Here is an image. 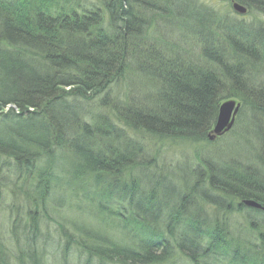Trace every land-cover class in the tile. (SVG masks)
<instances>
[{
  "label": "trees",
  "instance_id": "obj_1",
  "mask_svg": "<svg viewBox=\"0 0 264 264\" xmlns=\"http://www.w3.org/2000/svg\"><path fill=\"white\" fill-rule=\"evenodd\" d=\"M222 1L0 0V264H45V221L57 264H264V23ZM230 98L247 155L166 158Z\"/></svg>",
  "mask_w": 264,
  "mask_h": 264
},
{
  "label": "rangeland",
  "instance_id": "obj_2",
  "mask_svg": "<svg viewBox=\"0 0 264 264\" xmlns=\"http://www.w3.org/2000/svg\"><path fill=\"white\" fill-rule=\"evenodd\" d=\"M234 2L243 5L244 7L247 8V13L242 15L238 13L237 11H234L233 4ZM217 6L221 8V10H225L226 13H231L232 15L238 16L242 22H247V23H253V22H263L264 23V14L260 13L259 11L255 9L249 8L247 4H241L239 1L234 0L233 2H217ZM228 100H233L237 102L236 99L230 98ZM238 104H241V102H237ZM242 106V104H241ZM249 122V120H248ZM236 128V125L233 129L229 130L224 136H221L218 138L217 141L211 142L209 145H203V144H193L190 141H176L172 142L176 146L173 148L167 146L169 152L172 154H165L166 158H173L174 162L180 161L182 165H186L187 160L188 161H198V159L201 158V156L205 155L213 157L216 161L219 163H223L224 159L227 158V160H231L235 158L237 154H243L247 155V145H246V138L243 140L241 136L244 134L241 133L240 135H236V133H232L233 130ZM243 128V126H242ZM241 128V129H242ZM257 130V131H256ZM259 129L254 128V132L258 134ZM230 134V135H229ZM260 134V133H259ZM262 134V133H261ZM260 134L261 140H263L262 135ZM229 135V136H228ZM245 135V134H244ZM225 139L222 141V139ZM229 139V140H228ZM227 140V141H226ZM251 148L253 147V150L256 146L254 142H251L248 144ZM202 159V158H201ZM13 179V178H12ZM0 195L2 196L0 199V235L3 237L5 240L9 239L10 233L7 231L8 228H10V212L6 209L9 208V205H13L16 202V199L7 191V190H1L0 189ZM24 204V200H21ZM51 204V203H50ZM49 203L47 204L48 206L50 205ZM46 208H48L46 206ZM39 213L42 217V210L38 209ZM76 212H72L74 214ZM12 215V214H11ZM51 218H56L55 215L51 214ZM71 220V219H70ZM48 225V228L45 226ZM42 233L45 236L44 239L48 242L46 248H42L40 251H46L44 252L43 255V262L45 264H57L56 259H60V252L59 251V246L61 244V237L59 236V233H57V226L53 222H44V226L42 227ZM74 254H72L71 257V262L70 264H78L77 261L74 258ZM74 258V259H73ZM84 262V261H83Z\"/></svg>",
  "mask_w": 264,
  "mask_h": 264
},
{
  "label": "water",
  "instance_id": "obj_3",
  "mask_svg": "<svg viewBox=\"0 0 264 264\" xmlns=\"http://www.w3.org/2000/svg\"><path fill=\"white\" fill-rule=\"evenodd\" d=\"M234 11H237L238 13L244 15L247 13V8L243 5H240L236 2L233 4ZM241 107V104H238L237 102L233 100L225 101L219 109L218 112V119L216 121V126L211 131V133L208 135L209 139L211 141L217 140L219 137L223 136L225 133L229 132V130L232 129L234 126V122L236 120V116L239 114V109ZM244 205L248 208H256L261 209L260 204H258L256 201H245Z\"/></svg>",
  "mask_w": 264,
  "mask_h": 264
},
{
  "label": "bare ground",
  "instance_id": "obj_4",
  "mask_svg": "<svg viewBox=\"0 0 264 264\" xmlns=\"http://www.w3.org/2000/svg\"><path fill=\"white\" fill-rule=\"evenodd\" d=\"M142 51H147V54H146V52H145V54H146V56L150 59L151 58V56H152V52H150L151 50L150 49H145V47H142ZM155 54V53H154ZM157 57V55L155 54L154 55V58H156ZM66 120H67V122H69L68 121V119L66 118ZM74 125V124H73ZM233 161V159H231V160H229V162H232ZM251 164H252V162H251ZM256 166H257V168H258V170H255V171H257L258 173H261L262 174V172H261V170L264 172V166H262L261 165V163H256ZM260 169V170H259ZM260 174V175H261ZM263 231H264V228H263ZM253 238H254V240L256 239V237L255 236H253ZM263 239H264V237H263ZM252 242V241H251ZM255 242V241H254ZM259 242V241H258ZM237 245H238V243L239 242H235ZM259 243H261V242H259ZM240 244V243H239ZM237 245H233V250H234V252H232L234 255H237L238 257H242L243 256V254H241V253H239L238 251H241V249H242V247L241 246H237ZM250 253H252L251 255L252 256H254V258H255V260L257 261V260H260V261H264V244L263 245H259V246H256V247H254L253 249H251V251H250ZM246 264H250V261L249 260H247L246 261Z\"/></svg>",
  "mask_w": 264,
  "mask_h": 264
}]
</instances>
